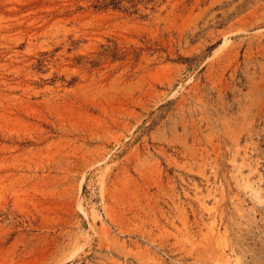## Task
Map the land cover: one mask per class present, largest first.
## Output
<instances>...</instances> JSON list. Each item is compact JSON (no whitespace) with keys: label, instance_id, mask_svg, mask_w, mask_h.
Masks as SVG:
<instances>
[{"label":"rangeland","instance_id":"obj_1","mask_svg":"<svg viewBox=\"0 0 264 264\" xmlns=\"http://www.w3.org/2000/svg\"><path fill=\"white\" fill-rule=\"evenodd\" d=\"M0 264H264V0H0Z\"/></svg>","mask_w":264,"mask_h":264},{"label":"bare ground","instance_id":"obj_2","mask_svg":"<svg viewBox=\"0 0 264 264\" xmlns=\"http://www.w3.org/2000/svg\"><path fill=\"white\" fill-rule=\"evenodd\" d=\"M227 39L226 38H224V40L222 41V43L219 45V47L218 48H220V47H223V46H225L226 44H227ZM219 241H221V240H219ZM222 243V242H221ZM224 254V253H223ZM220 256V255H219ZM225 260H226V262L228 263V261H227V259L225 258Z\"/></svg>","mask_w":264,"mask_h":264}]
</instances>
